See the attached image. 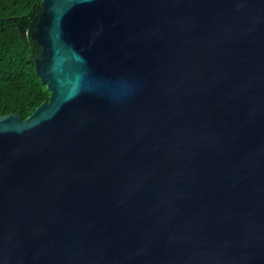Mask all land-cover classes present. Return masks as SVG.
<instances>
[{
    "label": "water",
    "instance_id": "obj_1",
    "mask_svg": "<svg viewBox=\"0 0 264 264\" xmlns=\"http://www.w3.org/2000/svg\"><path fill=\"white\" fill-rule=\"evenodd\" d=\"M30 34L0 264H264V0H42Z\"/></svg>",
    "mask_w": 264,
    "mask_h": 264
},
{
    "label": "trees",
    "instance_id": "obj_2",
    "mask_svg": "<svg viewBox=\"0 0 264 264\" xmlns=\"http://www.w3.org/2000/svg\"><path fill=\"white\" fill-rule=\"evenodd\" d=\"M42 11V0H0V117L27 118L51 92L36 72L42 48L30 32Z\"/></svg>",
    "mask_w": 264,
    "mask_h": 264
}]
</instances>
